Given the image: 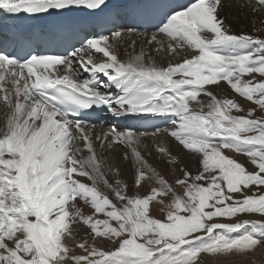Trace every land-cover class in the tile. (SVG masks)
I'll return each instance as SVG.
<instances>
[{"label":"snow or ice","instance_id":"1","mask_svg":"<svg viewBox=\"0 0 264 264\" xmlns=\"http://www.w3.org/2000/svg\"><path fill=\"white\" fill-rule=\"evenodd\" d=\"M226 6L249 20L251 32L233 31ZM114 7L0 0V20L27 15L61 24ZM261 32L264 0H192L164 13L150 47L137 51L132 40L123 58L118 45L133 28L93 35L62 54L0 49V264H233V256L257 264L264 249ZM221 82L255 107L218 98L209 88ZM101 111L165 117L170 127L150 135L166 133L195 167L157 143L172 172L158 170L140 148L148 133L111 127L93 136L90 121ZM94 141L127 149L131 184L105 167Z\"/></svg>","mask_w":264,"mask_h":264},{"label":"bare ground","instance_id":"2","mask_svg":"<svg viewBox=\"0 0 264 264\" xmlns=\"http://www.w3.org/2000/svg\"><path fill=\"white\" fill-rule=\"evenodd\" d=\"M228 2H229V0H225L226 5ZM184 5L186 6L187 3H185ZM224 13L228 16V19L231 21L233 31H239V30L243 29L247 32H251V24H250L249 20L245 19L243 16H238L235 8H229L226 6L224 9ZM259 19H260V17L257 16L256 20L258 21ZM256 26L260 27V24L257 22ZM126 30L127 29H124L121 32L126 33ZM156 31H157V29L155 31H149V33L147 32L146 35L145 34L143 35V34L139 33V31L137 29H135L136 34L131 35L130 37L126 33L124 41L118 45L122 58H123V55H124V52L126 49L129 52L132 50L129 47L132 40L136 41V50L137 51H139L141 47H145V48L150 47L149 45H147V37L151 36ZM258 34L262 38H264V32H261ZM159 38L162 40H166V37H164V36H160ZM183 55H184V53L182 52L180 54V56L171 57L172 62H179L180 59L183 57ZM97 58H99V57L97 56ZM161 59L166 62L169 58L167 56L160 57V58H158V62ZM85 75H87V74H82L80 78L83 79L85 77ZM102 81H106V78L102 77ZM209 90L213 91L217 96H219V93H221L220 92L221 86H220V88L210 87ZM113 91H115L114 88H113ZM206 98L207 97H203V96L201 97V99H203V100H205ZM244 103H246V106H251V104L247 101H245ZM105 114H106V112H104V115ZM104 115H103V117H104ZM141 115H146V114H141ZM151 116L147 115L146 119H141L138 121V125L141 126L142 130H133L130 128L132 131H134L136 133H141V132L148 133L147 131H149V133H148L149 135L141 138V144H140L142 154L145 156V158L148 159L149 162L153 164V166L157 167L158 170L164 172L166 175H169V176L171 175L172 166L167 165L165 162H163L162 158H160V156H159V153L156 151L155 145L157 143H159V144H162V145L169 147L174 154L179 153L182 160L184 161V163L187 164L189 167L194 168L195 167L194 162L190 159V157L188 159L187 153L184 152V150H182V148H179L177 146V144L173 138L169 137L163 131L158 133L156 137H153L150 135L152 132H155L157 128L163 130L165 128L170 127L169 121L165 117L152 116V117H161V120L158 121V118L152 119V118H150ZM2 118H3V110H2V108H0V119H2ZM132 120H134V119H123V118L110 117V115L107 113V117L103 120L102 124H99V125L94 124L95 127L93 129V136L98 135V134H102L103 132L108 131L109 128H111V127H116L117 130L123 131L126 128H129L128 125L132 123ZM157 121L164 123V124H162L158 127L152 128L156 124ZM106 125H109V126H106ZM147 125H149V127H147ZM94 143L96 144L98 156H101V158L105 159V167L107 168L108 166H112V167L118 168L120 171V177L119 178L128 182V175H129V173L133 174L134 170L131 166V160H125L124 159V152L127 149L123 145H117L113 149H100L98 142L94 141ZM144 145H147L146 149L144 148ZM108 178H109L110 182H114V180L116 179V177H114L111 173H108ZM157 214H158V212H157ZM78 251H80V250H78ZM212 259H215V258H212ZM254 259L257 261V264H264V249H258ZM230 260L233 262V264H243L245 258L241 257V256H233V257H230Z\"/></svg>","mask_w":264,"mask_h":264},{"label":"rangeland","instance_id":"3","mask_svg":"<svg viewBox=\"0 0 264 264\" xmlns=\"http://www.w3.org/2000/svg\"><path fill=\"white\" fill-rule=\"evenodd\" d=\"M149 33V32H148ZM147 34V33H146ZM248 78H250V77H245V79H248ZM257 78L259 79V76L257 75ZM220 86H221V90H220V92L221 93H219V96H218V98H224V97H229V98H234V99H236L238 102H240L241 104H243V106L245 107V108H247V107H255V105H252L251 104V106H246V103H244L246 100H244L243 98H241V97H239L238 95H236L235 93H233L229 88H228V86L227 85H225V83L224 82H222L221 84H220ZM218 88H220V87H218ZM223 92V93H222ZM223 94V95H222ZM207 99L208 98H206L204 101H205V103L207 102ZM243 102V103H242ZM256 115L257 116H260V115H264V113H261L259 110H257V112H256ZM104 126V125H103ZM106 126H109V125H106ZM148 133H149V131H147ZM141 133H146V132H141ZM188 159H189V157H188ZM191 159V158H190ZM237 159L238 160H240V161H245L246 160V157H244V156H238L237 157ZM131 176H132V173H129V175H128V182L131 184ZM154 215H157V216H159L160 214L158 213L157 214V212H154ZM107 246H110V245H107ZM79 250V249H78ZM78 250H76L77 252H79ZM240 259V258H239Z\"/></svg>","mask_w":264,"mask_h":264}]
</instances>
